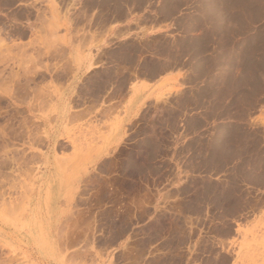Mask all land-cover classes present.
I'll list each match as a JSON object with an SVG mask.
<instances>
[{
	"label": "rangeland",
	"instance_id": "obj_1",
	"mask_svg": "<svg viewBox=\"0 0 264 264\" xmlns=\"http://www.w3.org/2000/svg\"><path fill=\"white\" fill-rule=\"evenodd\" d=\"M142 12L180 32L151 36L152 56H187L196 79L135 121L141 159L129 194L139 195L140 180L173 176L168 159L150 162L170 154V137L183 141V172L197 175L183 177L171 225L165 216L154 225L155 237L169 238L128 251L127 184L86 176L84 161L52 159L58 147L48 145L43 119L55 116L49 73L68 74V33L105 31ZM98 91L95 83L88 93ZM252 218L238 239L239 223ZM68 256L67 264H264V0H0V264Z\"/></svg>",
	"mask_w": 264,
	"mask_h": 264
},
{
	"label": "crops",
	"instance_id": "obj_2",
	"mask_svg": "<svg viewBox=\"0 0 264 264\" xmlns=\"http://www.w3.org/2000/svg\"><path fill=\"white\" fill-rule=\"evenodd\" d=\"M166 22L168 25L152 24L145 12L130 13L105 31L96 27L79 35L70 32L66 48L63 47L65 54L68 53L67 76L62 81L56 74L49 73L47 77L53 84L55 116L43 119V129L48 145L54 150L58 147L52 159L62 154L84 161L86 176L102 179L112 176L127 184V206L132 213L121 242L125 243L128 251L133 250L131 242L150 240L149 248L152 250L169 238L167 235L155 237L154 225L164 216L162 225H171L177 204L182 199L183 177L197 175L192 171L183 172L180 165L182 155L177 152L183 141L179 136L170 137L166 142L171 146L170 154L158 156L150 162L159 166L161 161L168 159L175 165L173 176L158 183L153 182L157 176H150V180L145 182L140 180L142 189L139 195L129 194L130 186L136 182L134 161L141 159L134 149L136 140L132 134L135 121L153 103L174 93L178 86H194L189 81L196 79L192 77L187 56L179 61L163 54L152 56L151 36H165L172 41L180 33L176 24ZM199 33L195 30L183 36L193 37ZM95 83L100 85V91L92 96L88 90ZM157 140L164 141L160 137ZM253 223L254 218L239 223L238 239L244 235L243 231L253 227ZM237 227L238 223L235 230ZM230 240L226 238L219 245L225 249ZM79 256H82L81 251ZM71 259L68 256L63 263L67 264Z\"/></svg>",
	"mask_w": 264,
	"mask_h": 264
}]
</instances>
